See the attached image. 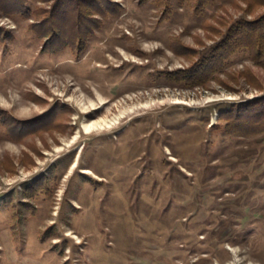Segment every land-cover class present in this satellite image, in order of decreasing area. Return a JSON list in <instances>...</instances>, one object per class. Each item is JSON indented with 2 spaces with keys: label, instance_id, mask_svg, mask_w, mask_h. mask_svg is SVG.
Returning a JSON list of instances; mask_svg holds the SVG:
<instances>
[{
  "label": "rangeland",
  "instance_id": "1",
  "mask_svg": "<svg viewBox=\"0 0 264 264\" xmlns=\"http://www.w3.org/2000/svg\"><path fill=\"white\" fill-rule=\"evenodd\" d=\"M58 4L0 0V264H264V0Z\"/></svg>",
  "mask_w": 264,
  "mask_h": 264
},
{
  "label": "trees",
  "instance_id": "2",
  "mask_svg": "<svg viewBox=\"0 0 264 264\" xmlns=\"http://www.w3.org/2000/svg\"><path fill=\"white\" fill-rule=\"evenodd\" d=\"M58 2V6H62L65 4V2H67V0H58ZM204 2H206V0H198V5H200L197 7L196 12H198L199 14L202 12L200 8L203 7ZM58 13L62 16L64 12L60 10ZM261 24H263V21L251 23L244 20L231 26L228 34L229 36H231V38H228V41L225 45L222 46V44H218L217 46H215L214 50H212L211 52L210 58L212 59V65L214 64L215 60H217L216 63H219L222 68V63L224 62V60H226L227 57L231 56L240 49H249L247 46H250V44L248 42H244L246 41L245 39H247V35L251 38V40H254V44L258 48L257 52L259 53V55H261V49L263 48L262 45L264 44V30H262ZM52 46H49L48 48L52 49ZM226 114L230 116H236V119L245 118L247 120V124H256L257 122L264 123V97L262 99H254L253 101L244 105L232 106L230 108V111H227ZM235 131L237 132L239 130ZM261 131H264V129H262Z\"/></svg>",
  "mask_w": 264,
  "mask_h": 264
}]
</instances>
